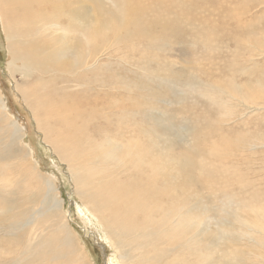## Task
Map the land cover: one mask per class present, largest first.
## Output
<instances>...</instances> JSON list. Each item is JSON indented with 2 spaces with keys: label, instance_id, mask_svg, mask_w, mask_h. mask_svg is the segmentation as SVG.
<instances>
[{
  "label": "rangeland",
  "instance_id": "rangeland-1",
  "mask_svg": "<svg viewBox=\"0 0 264 264\" xmlns=\"http://www.w3.org/2000/svg\"><path fill=\"white\" fill-rule=\"evenodd\" d=\"M134 1L136 5L133 2L125 7L122 14L113 11L111 0L1 2V8L8 6L11 11L4 14L5 18L0 15V96L9 108L6 114L0 113V197L9 199H4V204L0 200V264H21L28 259L30 251L25 247L26 242H22V233H25L24 240L30 232L36 239L43 231L40 228L33 232L31 227L29 232L26 225L40 220V216L33 215L34 210L43 213L49 206L42 203L46 188L42 177L35 175L36 162L42 174L56 179L62 194L58 199L64 200L60 211L64 215L63 225L67 221L68 232L82 245L89 264H120L119 252L107 236L116 233L113 226L124 223V217L121 215L113 224L108 221L107 228L101 226L100 221L95 223L91 210L88 212L81 200L86 195L79 193L81 187L76 188L75 172L70 170L69 164L71 158L89 153L93 147L86 146L87 143L94 146L107 140L116 143L113 154L117 164L126 156L148 155L153 147L169 161L168 168L162 167L163 171L159 172L164 176L161 181L166 182L170 177L174 182L172 189L181 196L170 202L177 210L185 197L191 199L187 204L191 212L187 211L185 216L183 210H178L176 218L177 223L185 225L182 231L192 232L184 237L185 245L193 247V260L190 255L187 262L264 264V91L261 89L264 85L261 44L264 43V3L232 0L237 15L231 17L228 11L222 9L221 12L218 7L222 1L228 9L230 0H208L212 2L208 7L202 5H206V0H191L188 23L204 28L189 31L181 25L184 15L179 19H174L173 15L172 20L163 23L164 32H161L160 21L154 24L152 14H141L138 8L157 6L155 11L161 13L164 6L170 4H163L161 0ZM21 5L35 7L36 11L28 14ZM174 5L180 14L179 7ZM52 8H59L57 13H64L83 27L81 35L77 33L80 42L72 46L75 51L64 61L67 66V61L77 52L84 54L80 84L72 86L67 80L69 95H80L76 99L51 95L52 76L47 71H36V66L26 69L17 62L13 70L9 68L18 47L13 44L9 48L8 35L23 39V31L31 27L30 42H41L39 22L47 20L48 25H52L48 13H43L48 9L51 12ZM208 15L216 18L215 25L208 26L201 20L204 17L208 20ZM239 20L241 27L249 25L250 28L237 29L235 23ZM176 26H179L178 35L172 32ZM212 28L215 33H211ZM50 32L47 42L61 38L67 45L72 43L71 34L69 38L64 37L63 27L61 30L52 28ZM228 32L232 34L226 35ZM195 40H198L197 46ZM248 40L250 43L246 42ZM205 44L216 49L219 60L215 67L205 60ZM235 51L239 55L238 69L255 65L260 69L244 75L224 72ZM244 53L246 55L242 56ZM206 66L213 74H205ZM69 75L63 74L61 78H69ZM232 84L241 88L237 91L238 97L223 98L220 89ZM15 120L18 128L25 129L21 137L26 148L19 144V137L11 128ZM47 125H50L48 129ZM62 145L68 146L63 154ZM72 146H79L81 150H74ZM128 148L133 150L131 155ZM26 152L30 154L28 159ZM149 157H145L146 160L152 161ZM178 162L182 164L176 169ZM185 166L191 176L179 173ZM111 167L118 172L110 185H127L124 170H118L114 164ZM207 172L212 174L209 181L203 178ZM91 183L97 190L99 182L93 179ZM32 193H36V198L30 201L29 196L34 197ZM151 193L146 202L149 207L157 205V197L164 198L159 192ZM9 207L28 208L22 224L14 225V220L9 219L6 214ZM159 208L164 212L170 210L171 214L174 210L168 201ZM41 221L42 228L58 224L55 218ZM165 225L164 228L173 226L169 221ZM254 225L261 231L254 232ZM19 238L21 244L17 242ZM180 238L182 234L177 239ZM139 244L137 240L132 248L137 254ZM180 251L181 246L176 254ZM32 263L42 264L39 260Z\"/></svg>",
  "mask_w": 264,
  "mask_h": 264
},
{
  "label": "bare ground",
  "instance_id": "bare-ground-1",
  "mask_svg": "<svg viewBox=\"0 0 264 264\" xmlns=\"http://www.w3.org/2000/svg\"><path fill=\"white\" fill-rule=\"evenodd\" d=\"M5 1L8 0H0V15H2L3 18H5L4 16L5 13H9L11 11V8L8 6L3 7L2 5L1 8V2H5ZM12 1L18 2L20 0H12ZM27 1H32V0H27ZM190 1L191 0H167V1L161 0L160 2H163V4H167V3L170 4L169 6L165 5L161 13H159V11H155V8L157 6L155 7L151 5L144 6L145 10H142V8H138V12L141 14H145V13L152 14L151 21L154 24L155 22L160 21L159 30L161 32H164L163 23L164 22L168 23L167 22L168 20H172L173 15H174V19L175 18L179 19L180 15H184L183 17L184 20L183 21L181 20L182 21L181 25H183L184 28L189 29V31H197L198 29H202L204 27L203 26L197 27L190 25L188 23L187 12L191 7L190 5H192ZM258 1L264 3V0H258ZM111 2H114L112 6L113 11L118 14H122L124 12L125 7L132 5L133 2H134L133 5H136V2L134 0H111ZM174 3L179 7L178 9L182 14L181 13L178 14L176 12L175 5L173 7ZM228 3H229L228 9L225 8V5L223 6L222 1L219 2L218 7L220 8L221 12L222 9H224L225 11L229 12L228 14L231 17H234L235 15H237V13L233 5H231L233 1L230 0V2ZM209 4H212V2L206 0V5L205 4L202 5L208 7ZM213 6L215 7V4ZM21 7L28 14H33L36 11L35 7H27L26 5H21ZM48 10L43 13H45V15H47L48 13V19L51 20L52 25L49 26L47 20L43 22H39L40 26L38 29V38L42 39L41 42L39 43L36 41L30 42V35L33 34V29L31 27L23 31V35H24L23 39L17 38L16 40L14 37L11 38L8 35L7 40L9 43V48H12L13 44H15L16 47H18L17 53L14 54L13 56L14 62L9 63V68L13 70L15 68L14 63L17 62L20 63L21 66L26 69L36 66L37 69L36 71H42V70L47 71L49 75L52 76V78L50 77L51 87L49 88L51 95L59 94L62 98L71 97L72 99H76L79 98L80 95L79 93L75 95H69L67 89L69 85L67 84V80L72 84V86L73 85L78 86L80 84L81 74H82L81 70L83 69L84 66V64L82 63L84 59V54L82 52H77L76 56H74L73 59L67 61V66L65 65L64 61H66L68 55L73 54V52L75 51V47L72 48L75 42L77 41L80 42L78 34L81 35L80 30L82 25L79 21H78L79 23H77L75 21L70 20L65 16L64 13H57L56 10H60L59 8L56 9L52 8L51 12H48ZM214 19L216 18L208 15V20L205 17L202 18L201 20L205 21L209 26L210 24L215 25ZM92 26L95 27V24L93 25L92 23ZM62 27L64 29L65 38L66 37L69 38V34H71L72 43L67 45L65 41L61 40V38H57L54 41L47 42L46 37L50 36L51 34L50 30L52 28H58V30H61ZM235 27L243 31H245L244 29L250 28L249 25H245L241 27L240 20L238 21V23H235ZM178 29L179 26H176L173 28L172 32L178 35ZM190 33H191L190 39L193 41L194 37L192 35V32ZM211 33H215V30L213 28ZM229 33L230 32H228V34L226 35H229ZM262 35H264V33ZM128 36L130 37L131 35ZM163 37L166 38L165 35H163ZM117 39L120 40V38ZM246 42H249V40ZM194 44L195 46H197L198 40H195ZM261 44L263 45L264 48V43ZM204 46L206 48L205 60L208 61V64L215 67L217 60H219L216 57L215 47L211 48L209 47L208 44H205ZM237 51H235V54H233L232 58H230L229 61L226 63V68L224 69V72L228 71V73H231L232 75L235 74V72L237 74L241 72V74L244 75V74H254L256 71H258V69H260L258 65L250 67L249 69H245V68H242L241 70L238 69L240 66L238 63L239 55L237 54ZM43 52L45 53V55H42ZM245 55H246L245 53L242 54V56ZM223 58H225V56ZM217 69L220 70L219 68ZM204 72L208 76L213 74L214 71L210 70L207 67L204 70ZM63 74H68V75L70 74L69 75L70 77L69 78L65 77L66 79H63L61 78ZM56 84L59 85L61 84L60 85L61 87L59 88L55 87ZM216 87L220 89L218 86ZM171 89L173 90L174 88L171 87ZM240 89L241 88H239L237 85L232 84L229 85L228 87H225V89L222 88L220 90L223 91L222 94V97L224 96L223 98H225V96L233 98L234 96L238 97L237 91H239ZM261 89H263L262 91H264L263 84L261 86ZM0 92H1V88H0ZM27 99L28 97H26L25 100ZM6 103L7 101L0 96V113H5V114L7 113L6 111L9 108L6 106ZM49 126L50 125H47V129ZM11 128L13 129V132H15V135L19 137L18 139L19 144H21L22 148H26L27 144L24 143L21 137L25 129L22 127L21 128L17 127V120H15ZM124 131L126 132L127 130L125 129ZM62 139L63 138L61 137V140ZM86 146L93 148L89 150V153H85L83 156H77L75 158H71L69 163L70 170H74L75 172L73 173V178H75L77 182L76 188L81 187L79 193L83 192L86 195V196L83 195L81 200H83V202L85 203L84 205L87 211L89 212L88 209L91 210L92 213L91 212L90 213L94 218L95 223L100 221L101 226H105V228H107L108 221L113 224L115 220L118 219V217H120L121 215L124 217V223L114 224L113 227L116 233L113 232V234H108L107 236V239H109L112 242L113 246L119 252L117 258L118 262H120V264H192L190 261L187 262V259L188 256L191 255V259L193 260L192 258L193 247L185 245L184 242L185 240L184 237L186 236L188 237L189 232L190 234L192 232L191 230H187V229L182 231V229L185 228V225L182 223H177L176 221V218L178 217L177 215L178 210H183L184 211L183 214L185 216L187 215V211L191 212L190 209H187V204H189L191 199L189 198L190 200H188V198L186 199L185 197V201L181 202L183 204H180L177 210H175L174 205L172 204L173 202L172 203L170 202L173 199L174 201L176 199H179L181 196L178 195L179 193H177L176 189H172L174 188V182L170 177L169 180L166 182L161 181L162 179H164V176L162 172L161 173L159 172L163 171L161 170L162 167L165 169L168 168L169 161L168 160L165 161V158H163L164 156L162 157L161 153L157 152L156 147H153L152 152L148 154L150 157L145 153L141 154L142 157L126 156L122 160L121 164H117L116 162L118 160L116 159V156L113 154L116 152V147H117L115 142L111 143L110 141L107 140L105 142L104 141L100 142L99 144L97 143L94 146H92L90 143H87ZM60 147L63 148L62 151L63 154L68 146L62 145ZM78 147L79 146L77 147L72 146L74 150L80 149ZM144 148L146 149V147ZM127 152L128 154L131 155L133 150L128 148ZM25 154H27V152ZM29 156L30 154L29 155L27 154L26 158L28 159ZM143 157L144 158L146 157L147 159L149 157L152 159V161L146 160V158L144 159ZM96 163L97 166L95 165ZM111 164L116 165L118 170H124L122 174L127 176L129 182L127 185H123L121 183H117L114 186L110 185V182H112L115 179L116 174L118 172L116 171V169L111 167ZM181 164L182 162H178L175 165L176 169ZM35 170H36L35 175L39 174L42 177L43 180L42 182L44 183L43 185L46 188L45 195L43 196L44 202L42 201V203H44V205H49V206H48V210L43 213L42 211L40 213L39 211L34 210L33 215H38V217L40 216V220L37 219L34 221V223L29 222L26 224L28 226L29 232L31 231V227L33 232H35L40 228L43 229V231L40 234V238L37 237L36 239H33L32 234L30 232V236H28L27 239L24 240L25 233H22L23 234L22 242L23 241L26 242L25 247L26 248L28 247L30 252H29V258L25 259L23 262H21V264L22 263L33 264L32 261L35 260L41 261L42 264H75V263L89 264V262L86 259V255L83 252L84 250L82 245L79 244L77 239L68 232L67 228L69 227L67 221H65L66 225L65 226L63 225L64 215L60 214V211H62L64 200L62 198L58 199V196L59 195L61 196L62 194L60 193L56 179L52 175H47L44 173L42 174V172L39 170V166L37 162L35 165ZM148 170L150 171L148 172ZM190 172H191L190 169L187 166H185L179 173L185 174L184 176L188 177L191 176ZM211 176L212 174L210 172H207L203 178L209 181ZM93 179L97 180V182H99L100 184L97 190H94L95 185L93 186V184L91 183L93 182ZM152 191L159 192L160 194H162L164 198L161 199L160 197H157L158 200L157 205H154L153 207H149L146 203L147 201H149L147 196L152 195L151 193ZM32 195H34L33 198L31 196H29L28 198L30 201H33V199L36 198V193H32ZM2 197H0L2 203L4 202V199H8L7 197L6 198L5 197L2 198ZM167 201L174 209L172 214L171 212H169L170 210L164 212L162 211V209L159 208L161 203ZM179 201L180 200H178V202ZM19 208L20 207H18V209ZM18 209L9 207L6 211V214L10 216L9 219L14 220V225L22 224L24 222V218L26 217V215H28L27 214L28 208L26 209L20 208L19 210ZM156 214H158L159 216L158 219L154 217ZM33 215L32 216L30 215L32 219L35 218ZM139 216L142 217L141 220H137V217ZM52 218H55L56 221H58V224H53V225H49L47 228L46 227L42 228L41 220L47 222ZM167 221H169V223L171 222L173 226L170 227L167 226L166 228H164L166 226L165 224ZM49 229H52L53 231ZM161 229H165L166 231L162 233L160 231ZM253 230L256 233L258 230L261 231L256 225H254ZM121 231L123 232V234L120 233L118 234V232ZM173 233L174 234L176 233V235L173 236ZM180 234H182V238L178 240L177 238L180 236ZM125 239H127L128 242L127 240L125 242ZM34 240L35 242H32ZM137 240L140 241L139 244L140 251H138V254L136 250H132V248L134 247L133 245L134 243H136ZM17 242L21 244V239L19 238ZM31 243L33 246H31ZM34 243L36 244L34 245ZM180 246L182 247V251H180L179 255H177L176 249L179 250ZM202 264H206V263H202ZM221 264L224 263L221 262Z\"/></svg>",
  "mask_w": 264,
  "mask_h": 264
}]
</instances>
